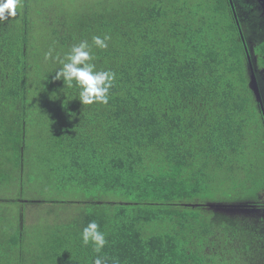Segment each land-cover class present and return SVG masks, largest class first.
Instances as JSON below:
<instances>
[{"label":"trees","instance_id":"trees-1","mask_svg":"<svg viewBox=\"0 0 264 264\" xmlns=\"http://www.w3.org/2000/svg\"><path fill=\"white\" fill-rule=\"evenodd\" d=\"M108 1L87 13L21 0L0 21V264H259L264 183L250 199H214L256 117L229 0L97 2ZM82 41L97 71L115 73L107 104L83 105L75 81L55 79ZM255 52L264 68V43ZM65 193L82 200L43 199ZM91 221L100 253L82 243Z\"/></svg>","mask_w":264,"mask_h":264},{"label":"rangeland","instance_id":"rangeland-1","mask_svg":"<svg viewBox=\"0 0 264 264\" xmlns=\"http://www.w3.org/2000/svg\"><path fill=\"white\" fill-rule=\"evenodd\" d=\"M55 1L54 3L60 0H52ZM68 8H74L75 5H83L82 12L93 13L94 11L104 10L105 7L109 5V1L104 3L97 2L98 0H61ZM234 14L240 28V31L243 35L245 43L248 47L249 51H252V48L256 49L258 45L264 43V15L261 13L260 9L258 8V4L255 0H231ZM115 6V2L112 3ZM253 53V51L251 52ZM254 55V53L252 54ZM254 61L256 57H253ZM259 66L256 67L255 76L259 85L260 94L262 98V104L264 108V70L258 69ZM260 105L255 99L253 102V108L256 109V117H253L251 120V125L249 124V129L252 130V144L245 151V154H241V161L238 163L240 165V170L238 172L231 175V173L227 174L228 183L225 184V193L219 192L215 198L218 200L220 198L225 197H237L241 199H250L254 195L256 197L255 190H261V184L264 183V115L260 108ZM256 132H259V137L255 138ZM259 139L258 141H256ZM259 158V163L258 159ZM234 182L242 184L236 192L233 189ZM260 185V186H259ZM258 187V188H257ZM43 187H37L36 189H41ZM9 195V194H8ZM82 196H76L72 194H60V195H44L45 200L48 202L51 201H58L59 203H65V201H75V200H82L80 199ZM261 199L264 202V190ZM111 200V199H110ZM212 201V200H211ZM59 204H56L55 208L57 212L60 211ZM257 210H262L261 208H256ZM65 211L62 212L64 215ZM27 217V224L30 225L32 223L31 215L28 213ZM45 213H39L36 216L38 219L35 229H40L43 226V219L45 217ZM65 216V215H64Z\"/></svg>","mask_w":264,"mask_h":264},{"label":"clouds","instance_id":"clouds-1","mask_svg":"<svg viewBox=\"0 0 264 264\" xmlns=\"http://www.w3.org/2000/svg\"><path fill=\"white\" fill-rule=\"evenodd\" d=\"M21 6V0H0V21L15 17L17 8ZM110 36L103 38L94 36L92 43L99 49H106ZM52 50L45 53L44 59H52ZM90 45L87 41H82L71 48L70 52L60 61L62 67L56 72L55 79L63 80L65 85L71 87L73 81L80 89L79 100L83 105L94 103L107 104L109 93L114 86L115 73L112 71H97L93 60ZM82 243L87 246L94 245V251L100 253L106 245L103 232L99 230V225L91 221L83 228ZM93 264H108V257L97 255ZM115 264V262H114Z\"/></svg>","mask_w":264,"mask_h":264},{"label":"flooded vegetation","instance_id":"flooded-vegetation-1","mask_svg":"<svg viewBox=\"0 0 264 264\" xmlns=\"http://www.w3.org/2000/svg\"><path fill=\"white\" fill-rule=\"evenodd\" d=\"M256 1V3L258 4V8L260 9V11H261V13L264 15V0H255ZM229 2H230V4H231V1L229 0ZM231 7H232V12L234 13V9H233V6H232V4H231ZM234 16H235V14H234ZM235 19H236V17H235ZM236 22H237V20H236ZM238 24V23H237ZM239 30H240V28H239ZM240 34H241V39H242V41H243V44H244V47H245V51H246V53H247V55H248V60H249V66H250V69H251V74H252V69H253V71L255 72V70H256V67L257 66H259L258 65V62H259V58L257 57V54H256V52H255V50L256 49H254V48H252V51H253V53H254V55H252L253 53H251L252 51H249L248 50V47H247V45H246V43H245V40H244V38H243V35H242V33L240 32ZM253 57H256V60L254 61V59H253ZM258 69H262V70H264V68H258ZM254 95V94H253ZM255 97V96H254ZM256 99V98H255ZM260 106H259V108H260V110L262 111V113H263V115H264V108H263V104H259ZM262 194H263V192L260 194V200H259V202L256 204L255 203V205L257 206V208H261L262 207V209L264 210V202H263V200L261 199V197H262ZM253 211H256V208H255V210H253ZM263 246H264V242H263V244H262ZM259 264H264V255L260 258V263Z\"/></svg>","mask_w":264,"mask_h":264},{"label":"water","instance_id":"water-1","mask_svg":"<svg viewBox=\"0 0 264 264\" xmlns=\"http://www.w3.org/2000/svg\"><path fill=\"white\" fill-rule=\"evenodd\" d=\"M231 1V0H230ZM232 4V2H231ZM233 6V5H232ZM241 32V31H240ZM250 87L251 90L253 91V94L257 100V102L259 104H262V98H261V94H260V89H259V85L255 76V72L252 69V74H251V81H250Z\"/></svg>","mask_w":264,"mask_h":264}]
</instances>
